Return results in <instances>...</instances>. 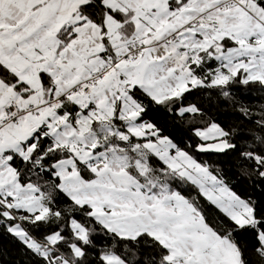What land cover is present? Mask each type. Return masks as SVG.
Instances as JSON below:
<instances>
[{
	"label": "snow or ice",
	"instance_id": "snow-or-ice-1",
	"mask_svg": "<svg viewBox=\"0 0 264 264\" xmlns=\"http://www.w3.org/2000/svg\"><path fill=\"white\" fill-rule=\"evenodd\" d=\"M4 255L264 264V0H0Z\"/></svg>",
	"mask_w": 264,
	"mask_h": 264
},
{
	"label": "trees",
	"instance_id": "trees-1",
	"mask_svg": "<svg viewBox=\"0 0 264 264\" xmlns=\"http://www.w3.org/2000/svg\"><path fill=\"white\" fill-rule=\"evenodd\" d=\"M13 257L11 255H4L0 257V264H4L5 261L8 262V264H11Z\"/></svg>",
	"mask_w": 264,
	"mask_h": 264
}]
</instances>
